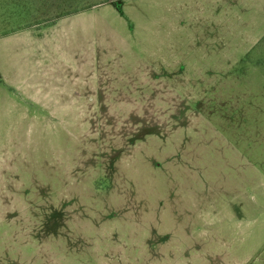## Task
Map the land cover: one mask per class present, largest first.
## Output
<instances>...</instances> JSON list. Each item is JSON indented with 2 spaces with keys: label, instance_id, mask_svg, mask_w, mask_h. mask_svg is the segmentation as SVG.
Returning a JSON list of instances; mask_svg holds the SVG:
<instances>
[{
  "label": "rangeland",
  "instance_id": "rangeland-1",
  "mask_svg": "<svg viewBox=\"0 0 264 264\" xmlns=\"http://www.w3.org/2000/svg\"><path fill=\"white\" fill-rule=\"evenodd\" d=\"M0 264H264V0H0Z\"/></svg>",
  "mask_w": 264,
  "mask_h": 264
}]
</instances>
